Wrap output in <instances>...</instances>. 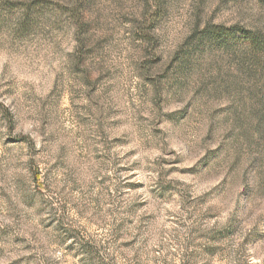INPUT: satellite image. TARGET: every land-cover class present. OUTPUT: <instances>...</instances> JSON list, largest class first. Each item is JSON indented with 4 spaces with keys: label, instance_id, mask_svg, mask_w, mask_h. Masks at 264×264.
<instances>
[{
    "label": "rangeland",
    "instance_id": "rangeland-1",
    "mask_svg": "<svg viewBox=\"0 0 264 264\" xmlns=\"http://www.w3.org/2000/svg\"><path fill=\"white\" fill-rule=\"evenodd\" d=\"M214 26L264 0H0V264H264V65Z\"/></svg>",
    "mask_w": 264,
    "mask_h": 264
},
{
    "label": "trees",
    "instance_id": "trees-1",
    "mask_svg": "<svg viewBox=\"0 0 264 264\" xmlns=\"http://www.w3.org/2000/svg\"><path fill=\"white\" fill-rule=\"evenodd\" d=\"M206 37L214 38L217 42L227 43V41H240L246 48L250 59L260 65H264V34L260 31L246 30L239 26L226 28L223 26H214L206 31Z\"/></svg>",
    "mask_w": 264,
    "mask_h": 264
}]
</instances>
